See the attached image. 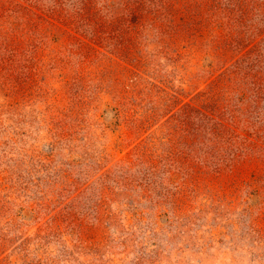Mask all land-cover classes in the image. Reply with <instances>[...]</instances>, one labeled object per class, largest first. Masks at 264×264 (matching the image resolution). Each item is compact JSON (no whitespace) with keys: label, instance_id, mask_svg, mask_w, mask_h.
I'll return each instance as SVG.
<instances>
[{"label":"rangeland","instance_id":"1","mask_svg":"<svg viewBox=\"0 0 264 264\" xmlns=\"http://www.w3.org/2000/svg\"><path fill=\"white\" fill-rule=\"evenodd\" d=\"M0 264H264V0H0Z\"/></svg>","mask_w":264,"mask_h":264}]
</instances>
